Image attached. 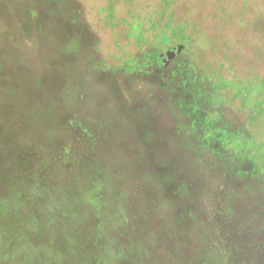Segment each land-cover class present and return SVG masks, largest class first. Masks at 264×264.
Listing matches in <instances>:
<instances>
[{"label": "rangeland", "instance_id": "1", "mask_svg": "<svg viewBox=\"0 0 264 264\" xmlns=\"http://www.w3.org/2000/svg\"><path fill=\"white\" fill-rule=\"evenodd\" d=\"M175 20L193 46L134 74L130 58L152 49L132 31ZM200 69L264 85V0H0V200L17 193L0 202L3 249L34 264H213L209 245L245 236L233 260L264 264V167L243 162V135L225 154L199 148L182 104ZM231 97L217 125L264 141V118L248 126ZM215 130L200 144L225 148ZM70 144L97 155L102 187L91 165L63 170Z\"/></svg>", "mask_w": 264, "mask_h": 264}, {"label": "trees", "instance_id": "2", "mask_svg": "<svg viewBox=\"0 0 264 264\" xmlns=\"http://www.w3.org/2000/svg\"><path fill=\"white\" fill-rule=\"evenodd\" d=\"M194 33V28L193 30H190L189 27L182 28L176 20L174 25H168L167 22H165L160 23L158 26L149 30H133L131 34H133L132 36H135V39L140 44L141 48L148 47L152 50H150V52H144L139 57L130 58L133 61V66L130 70H133L134 74H139L144 71V68H151L152 65L164 67L165 64L162 61L163 50L177 44H185L186 48H188V46H193L195 41ZM208 67L210 70L214 69L212 66ZM188 78L187 80L185 79V85L190 91L193 99L191 98V100L187 102L183 101L182 106L184 111L189 113V116L192 119L191 126L193 131L197 133L202 131V135L198 138L199 148L205 144L208 148H201L202 150L210 151L217 156L220 153L225 154L230 152L233 140H238L237 138L242 137L243 135L245 137L243 138L245 139L244 144L239 145L243 162L250 163L251 173L253 175L262 172V168L264 167V141L262 140V135L260 136V134L256 132V129H252L249 134H244L239 131H231L227 126L219 127L217 125L216 118L218 117L217 108L228 105L231 95L233 101L239 100L241 108L249 113L247 125H251L252 127L255 125L257 126L259 120L264 118V85L258 86L249 83L246 84L243 81H239L231 76H222L220 74L214 75L213 73L211 74V72L203 69H200V72L197 75L192 74V76H188ZM206 82H208L210 86ZM228 97L229 99L227 101ZM217 128L219 129V137L225 139L223 144L225 145V148H222L221 145L217 143L213 144L205 142L200 144V140L204 142L206 139H212L215 134L214 130H217ZM227 145L231 146L228 148ZM236 148L238 147L236 146ZM236 148L235 150L238 151ZM94 162H98L97 155L90 157L88 155V150L83 152L78 146L73 147L71 144L66 146L64 150V158L62 159L64 171H78L79 167L91 165L93 173L91 172L89 180L90 184L102 187V180L99 176H97V171H94ZM246 174L244 172H240L239 175H245L244 177H247ZM53 175L54 173L50 176ZM43 178L44 176H38L33 179L30 171H27L23 181H25L26 188H40L42 186ZM58 189L61 190L62 187H59ZM15 194L17 193L13 192V195L10 194L9 198L1 199L0 202L6 205H11L12 200H14V197L16 196ZM58 194L59 192L55 190L54 195L57 197ZM214 216H216V214H214ZM3 226L4 225L0 221V231L5 233L6 231L3 232ZM220 229L223 230V227L220 226ZM240 239L241 242L239 243L238 241V243L242 245L241 247H234L233 239L231 240L232 242L227 239L226 242L218 244L214 247L209 245V248L205 252V256L210 257V259L213 260V264H258L259 261L251 262L248 260L249 257H245L237 262L233 260V252L239 253L245 251L246 249H244L245 236ZM3 241L5 240L0 237V264H4L8 258L15 259V255L19 256V258L16 259L15 264L18 263L19 259L23 264H34V262H39L36 261V257L27 248H24V251H20V248L19 250L13 248L5 251L3 249L4 245H2ZM252 245H249L250 247L248 248L252 249L254 247V245ZM255 246H257L254 247L256 248L254 251L255 257L259 258L264 253V245H261V242L259 243L258 241ZM213 252L216 253V256H214Z\"/></svg>", "mask_w": 264, "mask_h": 264}, {"label": "water", "instance_id": "3", "mask_svg": "<svg viewBox=\"0 0 264 264\" xmlns=\"http://www.w3.org/2000/svg\"><path fill=\"white\" fill-rule=\"evenodd\" d=\"M185 49V44H177L171 49H169L166 54V57L164 58V61L170 62L171 59L177 57L183 50Z\"/></svg>", "mask_w": 264, "mask_h": 264}, {"label": "flooded vegetation", "instance_id": "4", "mask_svg": "<svg viewBox=\"0 0 264 264\" xmlns=\"http://www.w3.org/2000/svg\"><path fill=\"white\" fill-rule=\"evenodd\" d=\"M164 58H165V56H164V53H163L162 61H163V63L165 64V66H168V65L170 64V62H171L172 59L170 60V62H167V63H166V62L164 61Z\"/></svg>", "mask_w": 264, "mask_h": 264}]
</instances>
